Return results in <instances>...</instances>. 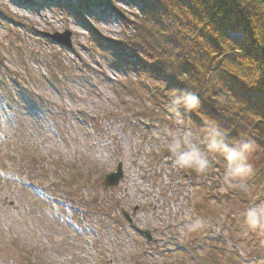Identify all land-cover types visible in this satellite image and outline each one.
<instances>
[{
    "label": "rangeland",
    "instance_id": "374dc122",
    "mask_svg": "<svg viewBox=\"0 0 264 264\" xmlns=\"http://www.w3.org/2000/svg\"><path fill=\"white\" fill-rule=\"evenodd\" d=\"M46 1L0 0V264H264V232L242 216L264 200V147L251 142L247 192L225 184L220 158L207 175L176 168L165 130L202 129L142 117L139 74L112 63L91 32L118 40L123 20ZM44 33H70L73 49ZM197 219L203 227L188 231Z\"/></svg>",
    "mask_w": 264,
    "mask_h": 264
},
{
    "label": "trees",
    "instance_id": "16d2710c",
    "mask_svg": "<svg viewBox=\"0 0 264 264\" xmlns=\"http://www.w3.org/2000/svg\"><path fill=\"white\" fill-rule=\"evenodd\" d=\"M118 3L138 5L139 14L126 17ZM74 7L123 20L129 35L113 42L95 32V41L112 63L125 61L155 84L154 117L191 119L201 129L216 122L230 139L264 147V0H77ZM177 91L197 94L200 107L178 116Z\"/></svg>",
    "mask_w": 264,
    "mask_h": 264
},
{
    "label": "clouds",
    "instance_id": "9594fccd",
    "mask_svg": "<svg viewBox=\"0 0 264 264\" xmlns=\"http://www.w3.org/2000/svg\"><path fill=\"white\" fill-rule=\"evenodd\" d=\"M200 97L192 91L175 92L171 100L172 111L178 116L191 113L200 107ZM181 109L183 110L181 112ZM165 147L173 157V164L180 170L207 175L214 158L223 163V180L234 190L248 191V179L254 174L251 155L254 145L245 139H230L224 128L211 122L197 132L191 127L178 126L165 130ZM243 222L254 231L264 232V200L244 209ZM203 227L197 219L188 225V231L195 232Z\"/></svg>",
    "mask_w": 264,
    "mask_h": 264
},
{
    "label": "water",
    "instance_id": "95a60500",
    "mask_svg": "<svg viewBox=\"0 0 264 264\" xmlns=\"http://www.w3.org/2000/svg\"><path fill=\"white\" fill-rule=\"evenodd\" d=\"M70 33H65V34H56V35H53V36H50L52 39L62 43V44H65V45H68V46H71V40H70ZM122 177V173H121V168H119V172L117 175H113L111 177H108V181L104 184V188L107 190L109 187L110 188H114L115 186L118 185L120 179ZM148 237L149 236V233L146 232L145 233Z\"/></svg>",
    "mask_w": 264,
    "mask_h": 264
}]
</instances>
